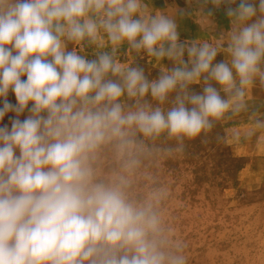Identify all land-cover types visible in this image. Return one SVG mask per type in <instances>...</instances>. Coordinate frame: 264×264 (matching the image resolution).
<instances>
[{
	"label": "clouds",
	"instance_id": "1",
	"mask_svg": "<svg viewBox=\"0 0 264 264\" xmlns=\"http://www.w3.org/2000/svg\"><path fill=\"white\" fill-rule=\"evenodd\" d=\"M222 2L235 25L226 60L219 45L181 41L172 18L146 17L141 0H0V264H185L159 238L152 208L97 181L92 161L134 133L195 139L264 83V0H212ZM101 32L114 49L178 64L149 80L110 53L69 49ZM173 93L167 110L140 103Z\"/></svg>",
	"mask_w": 264,
	"mask_h": 264
},
{
	"label": "rangeland",
	"instance_id": "2",
	"mask_svg": "<svg viewBox=\"0 0 264 264\" xmlns=\"http://www.w3.org/2000/svg\"><path fill=\"white\" fill-rule=\"evenodd\" d=\"M229 6L212 0H141L146 17L173 19L184 43L219 45L217 60L228 58V37L235 26L226 15ZM72 47L89 59L110 53L122 66L143 69L149 80L178 64L126 43L114 49L103 32L96 44L69 43ZM190 87L199 91L202 83ZM175 96L162 105L150 96L140 103L167 110ZM8 99L14 102L11 93ZM121 103L125 110L134 109L137 100L125 95ZM238 103V110L227 112L195 139L134 133L126 147L106 144L92 161L97 181L119 184L131 202L152 208L159 238L185 264H264V83L257 79Z\"/></svg>",
	"mask_w": 264,
	"mask_h": 264
}]
</instances>
